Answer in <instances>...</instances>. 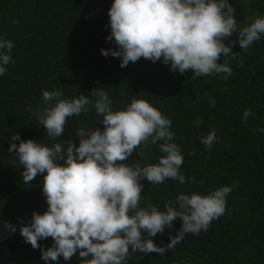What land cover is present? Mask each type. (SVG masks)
Here are the masks:
<instances>
[{
  "label": "trees",
  "instance_id": "trees-1",
  "mask_svg": "<svg viewBox=\"0 0 264 264\" xmlns=\"http://www.w3.org/2000/svg\"><path fill=\"white\" fill-rule=\"evenodd\" d=\"M229 2L236 10L238 27L250 23V17L264 16V0ZM111 3L0 0V35L14 43L15 61L0 75V221L17 225L16 232L8 233L0 224V264H45L40 249H33L19 233L33 212L42 214L47 209L43 177L31 184L23 182V167L8 151L11 136L18 132L23 140L52 143L35 116V109L43 107L42 91L59 89L65 98L91 97V90L98 86L109 92L114 109L123 108L136 96L166 115L172 121L174 142L182 146L180 172L186 178L196 177V183L183 185L172 179L160 185L142 180V206L152 203L164 210V204L174 201L178 193L206 194L224 185L233 187L225 213L213 219L206 231L185 234L163 255L132 253L128 264H264V132L258 131L264 128V35L247 53L238 43L232 48L243 64L230 60L232 75L227 79V74L192 78L190 70L174 74L160 61L143 57L121 68L120 58L104 57L100 51L116 47L106 40ZM236 35L225 43L236 40ZM224 60L221 56L218 62ZM210 97L215 99L214 107ZM29 106L34 111H27ZM246 109L254 113L247 123L242 120ZM100 120L94 109L68 118L61 138L72 139L78 146L74 130L96 126L103 130ZM213 128L218 142L209 150L200 138ZM144 151V157L133 152L123 163H155L162 155L158 146ZM181 223L177 218L171 229L152 238L154 243L166 247ZM38 243L46 249L52 238ZM60 264H79L78 252L67 262L61 257Z\"/></svg>",
  "mask_w": 264,
  "mask_h": 264
},
{
  "label": "clouds",
  "instance_id": "clouds-1",
  "mask_svg": "<svg viewBox=\"0 0 264 264\" xmlns=\"http://www.w3.org/2000/svg\"><path fill=\"white\" fill-rule=\"evenodd\" d=\"M235 11L229 0H112L106 40L116 47L101 49V55L120 58L121 68L143 57L160 61L174 74L190 70L192 78L227 74V79L232 75L230 60L243 64L232 48L238 43L247 53L264 35V16L250 17V23L238 27ZM234 33L236 40L226 44ZM13 48L14 43L0 35V75L15 62ZM221 56L223 63L218 62ZM209 103L214 107L215 99L210 97ZM42 104L35 109L36 121L52 143L23 140L17 132L8 151L23 167L25 184L43 177L47 209L42 214L33 212L19 233L33 249H40L45 264H60L61 257L67 262L77 252L79 264H128L136 252L163 255L185 234L206 231L213 219L225 213L227 196L233 191L229 185L206 194L178 193L174 201L164 204V210L152 203L142 206L144 179L151 185L166 179L181 185L197 182L195 176L186 178L180 172L184 156L182 146L174 142L172 121L143 97L133 96L123 108L114 109L109 92L98 86L91 90V97L65 98L59 89L43 90ZM93 109L103 130L76 128L78 146L72 139L61 138L68 118ZM26 110L34 111L30 106ZM251 115V109L244 110L243 122ZM200 142L212 149L218 142L217 130L201 136ZM152 146L162 153L157 162L123 163L133 152L144 157V150L150 152ZM177 218L182 223L176 237L166 247L157 246L152 238L171 229ZM0 224L8 233L17 231L15 224ZM49 237L52 245L41 247L38 241Z\"/></svg>",
  "mask_w": 264,
  "mask_h": 264
}]
</instances>
